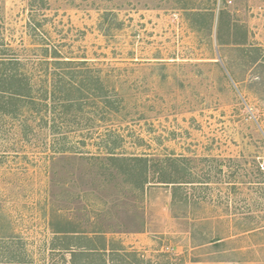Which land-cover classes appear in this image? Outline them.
<instances>
[{"label": "rangeland", "instance_id": "374dc122", "mask_svg": "<svg viewBox=\"0 0 264 264\" xmlns=\"http://www.w3.org/2000/svg\"><path fill=\"white\" fill-rule=\"evenodd\" d=\"M0 59V264H264V0H0Z\"/></svg>", "mask_w": 264, "mask_h": 264}, {"label": "trees", "instance_id": "16d2710c", "mask_svg": "<svg viewBox=\"0 0 264 264\" xmlns=\"http://www.w3.org/2000/svg\"><path fill=\"white\" fill-rule=\"evenodd\" d=\"M17 62V60L12 59H0V66L12 65ZM45 62L47 66L52 67L47 76L49 78L45 79V95H43L44 97H38L41 103L44 104L43 109H45V112L49 111L51 113L48 107L56 104L60 106L59 108H63V113L66 114L67 110L71 107L78 106L80 108L85 100H99L104 107L116 110L112 106L113 99L110 97L108 88L105 89L100 79L91 74V69L87 67L85 61L77 62L53 57L51 61ZM81 66H83V70ZM6 95L7 99L11 101L24 102L27 99L28 102L33 101V97H25L24 95H19V93L0 90V99ZM47 95L48 102H46ZM107 114L110 115L109 112ZM53 128H56V126ZM181 187L182 185H179V183L175 184L173 186L174 192L181 190ZM14 240L13 237L6 238V241L10 243H13Z\"/></svg>", "mask_w": 264, "mask_h": 264}]
</instances>
